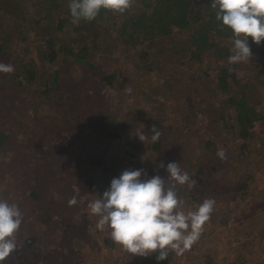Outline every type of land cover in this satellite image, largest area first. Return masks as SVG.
Segmentation results:
<instances>
[{"label":"rangeland","instance_id":"rangeland-1","mask_svg":"<svg viewBox=\"0 0 264 264\" xmlns=\"http://www.w3.org/2000/svg\"><path fill=\"white\" fill-rule=\"evenodd\" d=\"M70 2L61 0L58 7L53 5L49 9L47 0H17V16L11 19H8L11 12L6 9L9 1L0 2V36L9 39L0 52V63L14 67L12 73L0 72V138L7 136L8 140L5 145L0 144V199L16 204L23 214L21 230L15 234L16 254L13 256V251L3 262L20 264L16 258L23 257L32 261H27L28 264H148V258L132 257L122 246L113 244L110 230L97 228L99 217L91 214L88 203L99 199L111 180L126 169H143L145 177L156 174L167 177L166 171L159 168V153L163 152L151 139L155 120L150 111L165 100L171 110L158 112V118L162 119L157 124L161 132L159 140L162 138L166 146L162 149L168 159L172 156L170 162H178L195 181L193 188L184 185L178 192L186 198L184 210L198 208L202 202L196 197L201 192L217 194L212 199L213 211L223 215L228 210L226 216L231 219L226 225L229 230L225 226L215 227L213 222L206 231L203 226L201 233L208 244L199 245L203 241L200 235L191 248L170 253L166 264H198L199 256L211 258V255L213 264H233L239 232L243 233L237 243L240 250L245 251L248 245L250 252L251 263L245 264H264V233L261 232L264 224L251 219L261 217V208H264V198H253L264 192V100L255 108L245 105L246 136L236 115L230 123H222L216 110L211 114L206 112L207 103L219 106L217 95L222 92L219 88L215 95L207 94L205 86L209 79H204L203 73L210 67L215 69L209 75H217L219 62L214 54L207 53L201 62L190 60L189 65L196 49L195 38L190 34L181 38L180 46L168 45L164 51L156 43L152 48L149 38L125 50L120 43L113 46L101 40L93 54L80 56L78 53L85 47L91 48L99 34L112 37L110 32L115 28V20L114 15H108L88 29H76L78 23L69 20L67 30L57 32L56 39L50 43L43 36L48 33L46 26L52 20L57 23L59 11ZM38 19H42L40 26L36 24ZM141 46L150 53L149 57L141 56ZM71 47L82 60L65 52L64 49ZM173 47L176 56L172 55ZM169 48L167 56L164 52ZM261 49H253L251 59L240 62L242 71L237 73L246 82L257 71L264 78ZM184 71L187 73L182 76ZM108 75L115 77L108 79L105 77ZM263 78L256 80L257 87L264 86ZM161 85L171 90L169 94L195 102L194 108L184 106L180 114L178 110L172 111L174 107L170 104L174 101L159 95ZM238 102L240 106L244 104V101ZM90 103L96 109L106 106L117 113L110 126L116 139L107 143L100 137L91 138L94 129L90 131L89 124L95 121L97 110L92 115ZM138 133L145 135L144 142L136 136ZM220 135H229L234 141L219 149L215 142L205 150L207 139L214 140ZM211 149L223 150L224 158L213 156ZM152 160L155 165L148 164ZM201 179L203 186L196 184ZM245 181L252 198L235 190ZM208 184L214 188L209 189ZM37 192L54 196L49 209L46 199L40 198ZM73 198L77 203L69 204ZM45 215L48 221L41 227V218ZM74 224L78 225L74 228ZM220 254L225 255L223 260L217 259Z\"/></svg>","mask_w":264,"mask_h":264},{"label":"trees","instance_id":"trees-1","mask_svg":"<svg viewBox=\"0 0 264 264\" xmlns=\"http://www.w3.org/2000/svg\"><path fill=\"white\" fill-rule=\"evenodd\" d=\"M7 1H9V4H7L8 7H6V9H8L11 12L9 14L8 19H11L13 18V16H17L16 15L18 11L17 0H0V2H7ZM47 1L49 2V6H50L49 9H51V8H54L53 5H55V7H58L59 6L58 1H61V0H47ZM61 9L62 10H60L58 13L59 16L57 19V23H55L53 20L50 21V23L47 24L46 29H45L48 33L46 32L47 34L43 35L46 37L47 41H49L50 43L54 42V40L56 39L55 36L57 32L59 31L61 32L64 30L66 31L70 24L69 20L70 21L73 20V18L70 15L69 4L67 7L64 6ZM108 15H114V20H115L113 24L115 28H113L110 32L112 37L110 38L108 37L105 38V36L100 37L103 34H99L98 36H96V38H94L95 40L91 48L85 47L83 50H81L78 53L80 56H86L87 54H93L95 52L94 50L96 49V47L98 48L99 46L98 43L101 40L112 43L113 46L120 43L119 45L122 46L121 48L125 50L127 46L135 45L139 41L144 40L145 38H149V40H152V43H153L152 48L154 47V43H156L155 45L159 49H160V46H162L163 51H164V49H166V46L168 45L176 46V47L180 46L182 44V43H179V42H182L181 38L186 34H190L191 38L192 37L195 38L194 40L196 42V49H195V52L193 53V56H191V59H189V65L191 64V62H197V61L201 62L202 58L207 53L214 54L217 57L216 61L219 62L220 64V65L218 64L219 72L217 73V75H211V74L209 75V71H212L213 69H215V68L211 69L210 67L208 70L206 69V71L203 73L204 79L206 77L209 79V82L206 85L208 87V90H207V87L205 86V92L210 95H215V93L219 91V88L221 89V92H222V93L219 92L220 94L217 95L218 97H220L219 106L215 107L214 105H209L207 103L206 112L209 111L208 113L211 114V112L216 110V113H219V116L221 118V120L219 121H221L222 123H225L226 121L230 123V121L236 115L238 122L241 120L240 129L243 130V133H245V136H246L247 125L244 122L245 114L243 110L247 108V106H250V108H255L258 106L259 102L263 104L264 99L261 96H264V86L257 87V85H255L256 80L263 78V77H259V75H261L260 71H257V72L255 71L256 74L253 76V78H250L248 82H246L244 79L238 76L237 71H242V70H239L241 67L240 66L241 64L240 63L232 64L229 62V56L232 54V48H233V33H231L232 31L230 28L222 25L220 21H217L216 10L213 9L212 7V0H132L131 7L122 14L113 12L111 10L101 9L96 19L92 21L81 20L78 23V27H75V28L76 29L78 28L88 29L89 27H91L92 24H95L98 21L102 22L103 20H105L106 19L105 17H107ZM41 20L42 19H38L36 24L40 26ZM1 36H0V52H3V48H4L3 44L7 43L9 39H7L5 36H4L5 38H2ZM225 41H227L228 43L226 44ZM249 42H250L251 50L253 49L260 50L262 47H264V42L257 45L251 42V38H249ZM170 49L171 48H169L168 50L164 52L167 56L169 55L171 51ZM64 50L67 53L74 54L77 59L82 60V58L79 55L73 53L74 51L72 50V47L64 49ZM172 50H173L172 55L175 54L174 56H176V53H174L175 52L174 47L172 48ZM261 51H264V49H261ZM140 54L143 57H149L150 53H148V51L144 49L143 47L140 51ZM176 60L177 58H175V62ZM262 61L264 62V60ZM263 62L261 63L264 66ZM235 65L237 69L235 68ZM186 73L187 71H184L182 73V76H185ZM105 77H107L108 79H112V78L114 79L115 76L108 75ZM184 79H186V77H184ZM199 79H202V78L200 77ZM262 81L264 82V78L262 79ZM210 89L211 90L213 89V92H211ZM170 91L171 90H169L168 87L161 85L159 95L161 97L167 98V100L172 99L174 101L172 102V104H170L171 106L174 107L172 111L178 110L180 114L181 109H183L184 106L190 109L194 108L196 104L195 102L193 101L186 102V100L184 101L182 98H180V96L179 98H177V96L176 97L173 96L172 93L169 94ZM235 91H237V93H235ZM223 93H226V95L225 96L222 95ZM228 93H232L233 95L240 94V96L234 97L232 95H227ZM234 99H235V102L237 100V104L234 103ZM238 101H242V102L244 101V104L240 106L239 105L240 103ZM164 102L165 100H163V102H159L157 108L150 110L151 117L152 119L155 120L153 121V125H155L156 127L158 126L157 125L158 122L159 124L162 123V119L158 118L160 117L158 112L162 114L163 112L166 113V112H170L171 110L170 106ZM90 105H91L92 115L96 114V110H97V116L95 117V121L89 124V130L94 129V132H93L94 135L90 134L91 138L93 139V137H100L103 140H105L107 143L111 142L112 139H116L117 138L116 134H113L114 131L111 130L110 126L112 125V117L114 115H117V113L115 111H112V109L107 108L106 106H100L98 109H96L97 107L95 106V104L90 103ZM234 106H236L235 112H237V114H235V112H232L234 111ZM232 127L235 128V125H232ZM222 128L223 130L227 132V129H226L227 126H224ZM248 128L250 129L249 126ZM150 134L151 133H149L148 135L150 136ZM0 139H2V141L0 142L1 145H3L4 143L6 144V142L8 141L7 136L3 138L1 137ZM233 139L234 138L229 135H220L216 139L214 140L212 139L213 141L210 139H207L206 141L207 147L205 148V150L208 149V147H213L215 142H217V144L219 145L218 146V149H219L220 146L227 144L228 142H233L234 141ZM162 140L163 139L161 138L160 140L155 141L153 145L154 144L158 145L160 148V151L163 152V154L159 153L160 159H161L160 162L167 164L168 162L171 161L172 156L170 155V158L168 159L167 155H165L166 153L162 149V147H166V146L164 145ZM188 140H192V138ZM150 141L151 139L148 142ZM213 149H211L212 155L218 156L217 155L218 149H215V151H213ZM134 156L139 159H142V157H139L138 155H134ZM227 157H228V154H227ZM107 159H109V156L107 157ZM181 160L182 162L185 160L184 156L181 157ZM105 162L107 163L106 160ZM148 164L155 165V160L150 161ZM102 165H104V163H102ZM205 167H206V164L203 166L204 171H205ZM199 168H202V167H199ZM151 173H154V172H151ZM143 178H147V177L144 176ZM195 178H197V175H195ZM202 183L204 184V181L201 179L196 184L198 185L201 184L203 186ZM244 184L243 183L238 184L235 187V190H237V192L239 191L238 193L244 195L245 197L252 198L250 195L251 191L248 188L249 187L248 182L245 181ZM180 188L181 186H178L177 188L179 189L178 192H181ZM208 188L212 189L214 188V186L208 184ZM36 194H38L40 198L46 199L45 201L49 204V206L46 208L49 209L51 200L54 201L53 199L54 196H52L50 193H47L48 195H46V194L37 192ZM204 195L208 196L206 197L208 199L217 198V194L201 192V194H199L196 197V199L198 201L203 202L202 199ZM259 195L260 196H256L253 198L258 199V200L264 198V192L259 193ZM182 198L183 200L186 199L185 197H182ZM63 202L66 203L65 201ZM261 209L263 210L262 211L263 215L261 217L255 216L254 218H251L253 221L256 220L259 225H261L262 222L264 224V208H261ZM261 209L259 208L258 210L260 211ZM218 213L217 211H213L211 213L210 219L204 225L205 231L211 222L214 223L215 227H218L219 225L227 227L226 225H229V221L231 219L230 217L226 216L228 215V210H225V213L223 215L222 214L219 215ZM251 215H254V213H251ZM46 219H48L46 215L41 218V221H43L41 227L46 226V223L48 221ZM77 225L78 224L76 225L74 224L73 227L74 226L76 227ZM227 229L229 230L228 227ZM258 229H260V226H258ZM23 231H26V230H23ZM261 232L264 233V231H261ZM242 234L243 233L239 232L238 235L236 236L237 243L241 241ZM17 235H18V232H17ZM33 240H35V238H33ZM201 240H203L202 243L197 242L199 243L200 246L208 244L206 243L207 239H204V233H201ZM17 242L18 241L16 239V243ZM227 242H230V241H227ZM112 243L114 244V241ZM237 243H235V261L233 264H245V262L251 263L248 245L244 247L245 251H241ZM236 252H238V254H236ZM15 254L16 253L14 251L13 256ZM25 257H28V256H25ZM219 257L221 258V260H223L225 255L222 256L220 254L217 257V259ZM16 259H20V264H28V262H32L31 260H27L26 258L24 259L23 257H19ZM148 260H149L148 264H166L168 261V258L164 261L158 262L156 260V255L153 254L150 257H148ZM211 260H213V255H211V258L207 256H199L198 264H213ZM3 264H5V262H3ZM226 264H229V263H226Z\"/></svg>","mask_w":264,"mask_h":264},{"label":"clouds","instance_id":"clouds-1","mask_svg":"<svg viewBox=\"0 0 264 264\" xmlns=\"http://www.w3.org/2000/svg\"><path fill=\"white\" fill-rule=\"evenodd\" d=\"M132 0H71L69 4L73 23L92 21L101 9L126 12ZM216 19L233 33L232 54L229 62L240 63L251 59L249 42H264V0H212ZM0 72L12 73L11 64L0 63ZM151 139L158 141L161 132L153 125ZM145 141V135H136ZM224 158L223 150L217 152ZM167 177L159 174L146 176L143 169H126L114 177L110 186L89 201L92 215L99 217L97 228L110 230L111 239L127 250L132 257L148 258L156 255L158 262L170 253H180L199 239L203 226L210 219L215 201L205 199L196 209L184 210V200L178 195V186H195V181L183 171L178 162H161ZM75 198L69 204H76ZM23 214L14 203L0 199V264L16 248L15 234L21 227Z\"/></svg>","mask_w":264,"mask_h":264}]
</instances>
